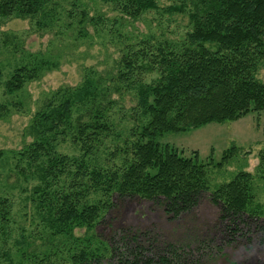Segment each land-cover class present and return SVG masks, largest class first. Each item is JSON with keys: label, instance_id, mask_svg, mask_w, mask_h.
Segmentation results:
<instances>
[{"label": "trees", "instance_id": "1", "mask_svg": "<svg viewBox=\"0 0 264 264\" xmlns=\"http://www.w3.org/2000/svg\"><path fill=\"white\" fill-rule=\"evenodd\" d=\"M99 1L115 6L132 20L157 10L154 0ZM185 1L191 8L192 30L180 49L132 50L120 65L115 82H127L125 87L135 91L138 115L146 120L131 131L133 141L122 152V166L97 164V148L111 132L106 116L111 103L98 105L97 101L104 102L112 93L109 86L101 88L100 79L87 77L78 88L55 92L35 113L28 128L34 142L25 155L30 167H36L39 184L32 189V201L45 240L41 247L49 249L33 257L26 255L28 262L52 264L50 258L61 249L70 264H185L179 248L159 244L157 230L123 228L107 238L94 232L110 225L111 217L132 202L152 203L167 221L175 223L207 197L219 208L220 220L227 227L247 226L261 209L255 202L250 174L239 172L211 192L207 169L212 165L200 163L196 156L183 157L159 139L264 113V84L256 79L264 61V0H184L181 6H171L169 13L186 9ZM56 2L0 0V21L31 20L41 28ZM42 70L39 63L33 69L16 68L4 85L5 93H18ZM155 72L159 77L150 84L135 80V76ZM59 137L69 138L80 156L57 154ZM236 153L234 146L225 150L214 168L222 169ZM259 161L258 169L264 174V151ZM96 195L100 197L90 199ZM10 211L8 201H0V238L10 236ZM76 230H84V236L76 237ZM228 230L233 236L232 229ZM17 244L30 245L23 236ZM0 258L10 261L8 253H0Z\"/></svg>", "mask_w": 264, "mask_h": 264}, {"label": "rangeland", "instance_id": "2", "mask_svg": "<svg viewBox=\"0 0 264 264\" xmlns=\"http://www.w3.org/2000/svg\"><path fill=\"white\" fill-rule=\"evenodd\" d=\"M54 1L56 5L41 28L31 20L0 21V106L3 107L0 110V201L6 200L11 206L10 236L0 238V253H8L10 261L0 258V264H32L26 255L33 257L49 249L41 247L45 240L32 201V189L39 184L36 167H30L25 155L34 142L28 128L44 102L61 89L80 87L87 77L100 79L103 90L109 86L110 98L97 101L98 105L111 103L106 114L111 132L97 148V164L103 168L120 167L124 162L122 152L128 151L133 141L131 131L146 124L138 115L135 91L125 87L127 82H115L120 65L132 50L148 49L153 53L162 46L180 49L192 30L187 1V8L179 14L168 11L171 6H181L184 0H154L157 10L142 14L137 20L99 0ZM38 63L43 65V70L36 79L14 95L5 93L4 85L16 68L33 69ZM158 77L155 72L135 76V80L150 84ZM256 79L264 84V61ZM110 80L113 82L109 83ZM159 142L176 149L183 157L196 156L200 163L211 164L207 169L211 192L230 182L239 172L250 174L255 202L261 209L247 226L237 223L227 227L228 223L220 220L219 208L212 206L207 197L192 213L175 223L167 221L152 203L132 202L111 217L110 225L97 227L94 235L107 238L123 228H151L159 232L161 246L179 248L180 260L185 264H264V174L258 169L259 154L264 151V113H249L236 121L169 133ZM55 146L59 155L80 156L69 138L59 137ZM232 146L237 150L233 159L220 170L214 168L223 152ZM228 229H232L233 236ZM74 234L82 237L84 230H76ZM22 236L30 245L17 244ZM58 254L50 258L52 264H70L65 250L60 249Z\"/></svg>", "mask_w": 264, "mask_h": 264}]
</instances>
